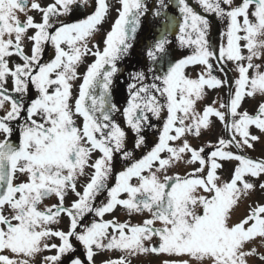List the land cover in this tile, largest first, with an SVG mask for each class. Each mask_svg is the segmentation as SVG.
I'll return each mask as SVG.
<instances>
[{"label":"snow or ice","instance_id":"snow-or-ice-1","mask_svg":"<svg viewBox=\"0 0 264 264\" xmlns=\"http://www.w3.org/2000/svg\"><path fill=\"white\" fill-rule=\"evenodd\" d=\"M210 16L225 25L215 41ZM145 24L157 35L143 46L144 68L126 78L121 107L120 65ZM176 47L191 52L176 59ZM220 89L226 98L201 109L206 90ZM256 97L264 101V0H0V264H96L104 253L118 255L103 264H264V203L236 219L264 192V159L247 155L264 139V102L243 108ZM213 118L227 138L193 146ZM153 120L163 123L148 148ZM225 162L235 164L227 180ZM118 207L143 219L104 220Z\"/></svg>","mask_w":264,"mask_h":264},{"label":"flooded vegetation","instance_id":"flooded-vegetation-1","mask_svg":"<svg viewBox=\"0 0 264 264\" xmlns=\"http://www.w3.org/2000/svg\"><path fill=\"white\" fill-rule=\"evenodd\" d=\"M42 2L46 4V3L51 2V0H42ZM148 2L151 5L152 0H148ZM236 2L239 3L240 0H236ZM197 10L200 11V9L198 7H197ZM91 11H92V9L89 8V9H87V11H84V12H81V13H77V15L75 17H68L67 20L68 21H72L74 19H82L85 16H87L88 14H90ZM170 14L178 15V12L175 9H173L170 12ZM115 17H116V13L113 11L112 12V18L114 19ZM36 19L39 20V16L38 15L36 16ZM148 19L150 20L152 18L149 17ZM209 19H210V21L212 23V38L215 41L219 37L220 30L222 28H224L225 25H224V23H221L220 21H218L214 16H210ZM111 22L112 21L109 20L108 23L104 24L103 25V31L96 36V41L101 43V47H103L102 40H103V37H104V33H106L110 29ZM156 35H157V33H155L148 24H145L144 28H143V31L142 32H138V42H137V44L135 46V49L132 51L131 56L128 59H126L120 65V67H121V69L123 71V75L119 76V78L116 81V85H115V88H114V97L119 102L121 107H123V105L125 104V100H126V96H127V92H126L125 87H124L126 85V83H127V79L126 78L128 77V74H129L130 71H134V70H137V69L144 68V66H145V57L143 55V46L145 44H147V43H151ZM173 46H175V37H173ZM190 52H191L190 49H181L179 47H176L175 57H176V59H180V58H183L185 55L190 54ZM51 57H52V49H51L50 46H47L46 47L45 60H48ZM91 59L92 58H89V60H88L89 63L91 62ZM229 70L231 72V68L230 67H229ZM81 71H83V68L81 69ZM190 71L191 70H189V72ZM217 75L221 76L220 73H217ZM0 115H3V113L0 112ZM117 120L121 124V126L123 127L124 126L123 118L117 116ZM153 123L156 125V127L153 128V129H148L146 131V133H145L146 134V138H147L148 148H151L154 145V143L157 141L158 130H159L160 127H162L163 120H160V121L153 120ZM131 140H132V133L129 131V141H130L129 149H131ZM210 142L215 143V141H210ZM206 144L207 143L201 139V140L198 141V144L195 147H201V146H204ZM145 151H147V149L136 150V152H135L136 157L137 158L140 157L141 155L144 154ZM207 151H209V149H206V152ZM95 155H100V154L96 153V154H94V156ZM127 163L128 162H125V161L119 159V157H117L116 166H115L116 171L123 170V168L126 166ZM83 183H86V181L82 180L81 184H83ZM113 183H114V179L110 180V182H109L110 186ZM78 190L82 191L83 189H82V187L78 186ZM104 198H105L104 196L99 197L98 200H97V203H99ZM75 199H76V197L74 195H70L69 202L71 200H75ZM55 202H56L55 198H52V199H50L48 201H45L46 204H52V203H55ZM247 202H249V201H247ZM249 203H251V201ZM245 206H246L245 203H242L240 205V208H243ZM237 217H239V216H238V214L236 212V218ZM64 218L68 219L67 217H64ZM91 219H92L91 217H87L85 222H90ZM63 224H64V222H62L61 225H63ZM61 225H60V227L63 228V230H65V231L68 230V226L62 227ZM68 225H69V222H68ZM55 242L59 243L58 240L55 241ZM72 242H73V244L75 245V247L77 249L75 255L79 256L81 260H85V253H84V249H83L82 245L79 244L74 239H73ZM150 257L152 259V263L153 264H162V260L167 258V257H163V256H161V257L150 256ZM65 264H67V258H65Z\"/></svg>","mask_w":264,"mask_h":264},{"label":"rangeland","instance_id":"rangeland-1","mask_svg":"<svg viewBox=\"0 0 264 264\" xmlns=\"http://www.w3.org/2000/svg\"><path fill=\"white\" fill-rule=\"evenodd\" d=\"M229 67L232 68L231 64L228 65V69ZM190 74L194 77L196 75V71L191 70ZM231 74L233 76L236 75L234 72H232ZM221 78L223 79L222 74H221ZM206 91H207V96L205 100L199 105L201 109L205 105L211 104L212 101L216 99L218 96L226 98L227 89L206 90ZM259 102H264V101H262L260 97L246 99L243 104V108L248 110L250 113H254L256 110L257 104ZM213 119L215 120V127L213 131L205 132L204 135L200 138L190 137V142L192 143V145L196 146L198 144V141L201 139L205 141L206 143H208L210 141L216 142L217 138L220 136H224L225 138H227V133L223 129V126L220 124L218 120H216L215 118ZM252 132L253 134L260 135L259 131L256 130L254 127L252 129ZM247 155L253 159H264V139H262L261 141H257L254 145V149L249 150L247 152ZM98 156L99 155H95L93 158H98ZM234 166H235L234 162H225L224 170H222L221 172V175L223 176L225 180L230 178ZM176 171H178L180 174H184L186 171H191V167L181 166L180 168L176 169ZM247 201L249 202L251 201V203L253 201L264 203V192L257 191L253 193L251 196V199L246 200V202H244L246 206L243 208L239 207L237 211V214L239 217H237L236 219H239L246 214L248 210V203H249ZM112 219H117L120 222L131 220L132 223H139L141 222L143 218L140 216L130 217L127 215V213L122 208L118 207L114 213L106 214V216L104 217V220H112ZM62 222H64V224L61 225L62 227L68 226V222H69L68 219L64 218ZM114 255H118V254H113V253L98 254L95 258L96 264H103L105 260L109 259L110 257ZM133 264H153V263H152V259L150 256H141V257L135 258L133 260Z\"/></svg>","mask_w":264,"mask_h":264}]
</instances>
